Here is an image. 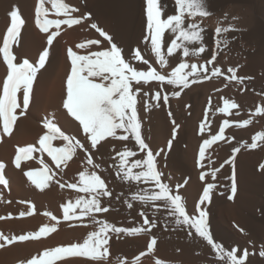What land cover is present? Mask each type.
<instances>
[{
	"label": "bare ground",
	"instance_id": "obj_1",
	"mask_svg": "<svg viewBox=\"0 0 264 264\" xmlns=\"http://www.w3.org/2000/svg\"><path fill=\"white\" fill-rule=\"evenodd\" d=\"M65 2L79 8V12L75 13V16L86 17V19L72 28H68L66 25L61 26L60 35L57 36L50 48V56L46 66L40 70L34 81L29 106L25 114L20 115L23 107V92L21 91L18 94L21 108L17 109L18 119L11 136L4 135L2 128H0V137H2L0 140V162L5 164L3 173L8 181L7 187L0 185V217H12L0 219V233L11 237L37 231L42 225L55 224V221L43 214L45 212H50L58 217L60 223L57 225L58 230L47 238H42L39 241L17 242L0 249V264H21V262L29 260L46 248L82 243L90 232L96 230V225L90 218H84L82 221L63 220L61 205L70 200L74 202L78 195L85 194L77 193L67 186L61 188L56 183V181L65 185L76 183L79 180V173L86 168L100 174L112 193L110 197L102 198L103 206L110 210L107 213L97 214V219L106 220L117 227H147V225H142L143 218L139 214L143 211L150 220L154 221L156 226L151 229L150 233L135 237L139 241L131 239L132 236L125 238L123 234L117 236L110 233L111 239L108 245L110 255L106 261L97 262L84 257H69L58 261L57 264H117L118 258L122 261L126 260L128 264H133L135 258L142 251H146V246L152 236L157 238L155 251L142 257L140 264H155L156 259L164 261L166 264H222L202 238L188 235L190 230L187 226L176 225L174 218L163 208H158L152 204L146 206L138 201H132L131 197L136 192L148 189L151 185H138L124 181L117 175L118 160L114 159L116 152L125 147L136 150L137 156L130 158V163L144 155L134 148V142L131 140L121 142L109 138L108 141L102 142L103 147L98 146L99 150L90 149L86 152L83 149H78L68 161L67 167L61 166L57 169L47 153L39 150L33 152L32 159L22 161L20 168L15 167L14 157L17 154L18 146H35L39 149L38 141L47 132L44 127L46 120L54 121L61 131L79 139L85 143V148H88L78 122L66 114L63 102L66 99V78L71 67L67 57V49L72 48L80 54H87L90 51L104 50L109 47L108 42L91 27L93 23L113 37V42L121 49L126 61L139 70H147L148 66L134 58L137 50L141 51L142 56L148 60L152 68L166 75L178 67L179 62L189 64L196 62L195 64H199L200 58L203 57L200 54H190L189 57L184 58L182 51L168 57L166 47L170 46V33H166L164 52L168 59V65L161 67L155 54L151 52L147 30L146 0H65ZM160 3L164 17L174 14L175 9L172 0H160ZM36 6L37 0H0V42H2L10 23L8 17L10 10L18 7L26 22L19 37L18 46L13 47L18 63L22 62L23 59L36 63L40 52L47 47V34L41 33L34 23ZM45 6L50 10L49 19H62V17L54 15V10L51 9L50 4L46 3ZM186 20L187 17L185 23ZM55 30V28L50 29V31ZM209 37L210 39L213 38L211 34ZM92 39L101 40V45H93L83 50L76 48L78 43ZM146 41L148 42L146 43ZM6 74V65L0 58V85H2ZM97 82L99 81L97 80ZM154 88L169 96L167 104L161 101L159 106H156L155 92L152 93ZM148 89L153 90H150L149 95H144V92H149ZM173 91H177L174 86L159 85L155 81L143 85L142 99L138 105L142 135L154 154L159 153L156 159L158 170L163 173V182L169 184L183 196L189 214H194V210L195 213H198L203 207L209 214V223V219L215 214L220 217L225 207L233 212L237 209L236 201H238L239 183L242 179L241 173L238 176V167L236 166L237 153L232 164L226 161L231 159L233 148H240L241 145L239 143L237 145L229 144L231 128L230 126L227 127L225 139L214 143L206 151V158L203 161L204 167L201 168L198 164L199 153L196 155L197 144L188 141L185 147L173 133L174 129L180 128V125L181 127L185 125L186 128H182L187 129L189 124V119L183 113L175 115L173 112L175 99L178 98L172 96ZM149 104L153 106L147 107ZM169 142H171L170 147H168ZM257 144L258 148L264 149V141H259ZM53 145L59 147L63 145V142L56 140L53 141ZM89 154L92 155L94 162L99 165L98 168L92 169L87 164ZM41 160L56 173L54 180L43 191L36 188L25 175L29 170H41L43 168ZM233 164L237 191L234 198L229 199L228 197L232 195ZM216 166H219V170L216 172L215 180L210 175L206 176L205 181L200 180L202 172L210 174ZM207 182L215 184L216 187L211 194V203L206 202L201 206L198 203V198ZM128 203H132L131 209L136 211L135 215L128 210ZM30 204L35 205V214L21 218L20 212L28 211ZM127 212H130L129 215ZM240 223L251 231L256 229L255 225L249 221L243 220ZM235 238L234 235L231 239L235 240ZM256 248L255 243H252L248 249L250 253L248 260L259 264L264 262V257L259 255Z\"/></svg>",
	"mask_w": 264,
	"mask_h": 264
},
{
	"label": "snow or ice",
	"instance_id": "obj_2",
	"mask_svg": "<svg viewBox=\"0 0 264 264\" xmlns=\"http://www.w3.org/2000/svg\"><path fill=\"white\" fill-rule=\"evenodd\" d=\"M46 3L51 5L57 19H49L50 10L46 7ZM147 30L151 45V52L155 54L161 67L168 65V59L165 56V34L170 33V46L166 47L168 57L173 56L178 51H182L184 58L191 55L203 54L206 47L203 44L204 29L198 23H185V18L195 19L196 17H207L211 15L206 8V0H175L174 14L166 17L163 16L162 5L160 0H146ZM79 12V8L71 6L65 0H37L35 8V26L41 33L47 34V47H45L38 56L36 63L23 59L17 62L16 54L13 47L18 46L19 37L25 25L19 8L14 7L9 11V26L0 42V58L6 65L7 74L0 85V128L4 135L11 136L15 123L18 119L17 109L21 108L18 101V94L23 92L22 110L20 115L25 114L29 102L30 94L33 90V84L37 74L44 69L50 56V48L53 42L60 35L61 26L66 25L68 28L79 25L86 17H78L74 14ZM105 41L109 47L104 50L90 51L87 54H80L72 48L67 49V57L70 61V73L66 78V99L63 102V108L66 114L74 121L78 122L79 129L82 131L83 138L88 144L82 143L74 136L65 134L54 121H45L44 127L47 132L39 139V149L35 146L17 147L14 157V165L16 168L21 167L22 161L32 159L34 151L46 152L54 162L58 169L61 166L67 167L68 161L76 154L78 149L88 152L90 149L99 150L103 147L102 142L118 140L121 142H134V148L143 153V157L135 159L130 163V158L137 156V151L128 147L116 152L114 159L118 160L117 175L124 181L135 184L151 185L150 188L136 192L132 197V201H138L143 205H156L163 208L174 218V223L178 226H187L190 230L188 235H195L200 238L211 250L216 254L222 264H247L250 255L248 250H226L220 243L214 240L208 223V212L203 207L198 213L189 214L183 196L175 191L169 184L162 180L163 173L158 170V161L155 153L150 148L142 135V123L139 119L138 105L141 102V92L143 85L150 84L155 81L159 85L174 86L177 91L172 92V96L179 97L180 90L189 88L192 84L202 82L205 79L224 76L225 80L236 81L242 83L244 77L237 76V69L229 67L224 75L221 68L212 67L209 73V67L215 63L217 54L212 53L207 64H189L187 62H179L170 74H161L155 68H152L148 60L145 59L140 50L135 52V59L147 65V70H139L136 66L126 61L122 55L121 49L113 42V37L106 31L99 28L96 24L91 25ZM55 28V31L50 29ZM229 28L217 27L215 34L220 37L222 33L230 31ZM148 41H146L147 43ZM102 41L97 39L87 40L76 45L77 49H87L93 45L99 46ZM222 41L217 39L216 48L219 49ZM192 45H198L194 50L190 48ZM97 80L99 82H97ZM227 87V84H225ZM150 91V90H149ZM149 95V92H144ZM154 99L156 106L162 101L168 103L169 96L162 94L161 91L155 92ZM211 101H209V104ZM149 104L147 107H152ZM238 107L237 103L228 99H224L223 107L219 109L224 114H230L232 109ZM238 114V113H237ZM264 114V107L257 108L253 115ZM171 115V113H169ZM207 117H205L206 119ZM174 123V121H173ZM237 127L243 128L252 123L251 119L243 122H234ZM230 126L228 119L223 120L222 126L217 134L210 138L204 139L202 146L199 148L198 164L204 167L203 161L206 158V151L216 142L225 139V129ZM201 134L205 131V125H201ZM175 134V130H174ZM2 140V137H0ZM60 140L62 146H54L53 141ZM264 141V132H260L252 137V143L246 145L252 149L257 148V142ZM171 146L169 142L168 147ZM239 147H234L232 157L227 163L232 164L235 160V154L240 152ZM163 151V149H161ZM43 168L41 170H29L25 173L28 179L36 188L43 191L54 180L56 173L41 160ZM87 164L96 169L97 165L91 154L87 157ZM261 169H264L262 164ZM5 164L0 162V185L8 186V181L3 173ZM136 170V171H134ZM213 170L210 174L202 172L200 180L205 181L206 176L210 175L213 180L216 179V172ZM232 195L229 199H233L237 191L235 183V170L233 164L232 177ZM61 188L75 190L78 195L75 201H68L61 205L63 210V220H83L90 218L96 225V230L90 232L82 243H73L70 245L56 246L46 248L40 253L32 256L29 260L21 262V264H57L58 261L65 260L69 257H84L92 261H106L110 255L108 248L110 233L126 234L128 236H139L148 234L156 225L150 220L146 213L141 211L139 214L143 218L142 225L147 227H117L106 220L97 219V214L107 213L110 209L102 204L103 197H110L112 193L109 191L105 179L96 171L85 169L79 173V180L76 183H68L65 185L60 181H56ZM216 187L215 184L207 182L202 190L201 196L198 198L199 205L203 206L206 202L211 203V194ZM30 203V202H25ZM132 203H128V207L132 208ZM35 214V205H31L26 212H20V217H29ZM48 216L55 224L42 225L37 231L27 232L21 235L6 236L0 233V249L10 246L17 242L39 241L47 238L50 234L58 230L57 225L60 223L58 217L50 212L43 213ZM12 218L0 217V219ZM243 231V230H241ZM157 245V238L152 236L146 246V251H142L135 258L133 264H140L141 258L153 253ZM264 257V250L259 252ZM117 264H128L126 260L122 261L118 258ZM155 264H166V262L156 259Z\"/></svg>",
	"mask_w": 264,
	"mask_h": 264
},
{
	"label": "rangeland",
	"instance_id": "obj_3",
	"mask_svg": "<svg viewBox=\"0 0 264 264\" xmlns=\"http://www.w3.org/2000/svg\"><path fill=\"white\" fill-rule=\"evenodd\" d=\"M172 1L175 4V0ZM206 8L211 15L196 17L194 20L187 17L186 20V24L198 23L204 29L203 44L206 51L200 54L203 57L199 64H207L210 55L218 53L215 63L207 65L209 73L212 67H219L224 75L230 76L227 69L232 67L237 69V76L245 79L242 83H237L225 80L222 75L202 80L181 90L182 95L175 99L173 112L175 115L183 113L189 119V124L187 129L185 125L182 126L185 128L180 125L178 130L174 129L177 130L174 135L185 147L188 141L197 144V155L203 140L217 134L224 119L230 121L229 144L239 143L242 147L236 154L238 176L242 174L241 182L239 181L242 184L239 183L240 192L236 201L238 206L235 212L225 207L220 217L215 214L209 219V227L214 240L226 250H248L255 243L256 250L260 252L264 250V169L260 167L264 164V149H252L246 145L252 143L253 136L264 132V114L253 115L257 108L264 107V0H206ZM217 27L231 30L217 37ZM217 39L222 41L219 49L216 48ZM196 47L198 45L190 46L192 50ZM153 92L157 90L154 88ZM224 99L238 105L230 114L219 111L223 107ZM247 119H251L252 123L243 128L234 123ZM202 124L205 125L203 134L200 130ZM216 169L219 170V166ZM128 210L133 215L136 214L135 210ZM243 220L253 223L256 229L251 231L244 227L240 223ZM234 235L236 238L232 240ZM135 237L140 236H132L131 239L139 241ZM247 264L255 263L248 260Z\"/></svg>",
	"mask_w": 264,
	"mask_h": 264
}]
</instances>
